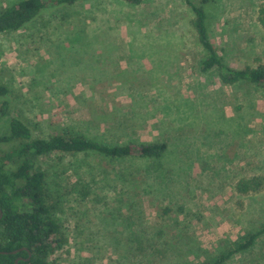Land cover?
I'll return each instance as SVG.
<instances>
[{
  "label": "rangeland",
  "instance_id": "rangeland-1",
  "mask_svg": "<svg viewBox=\"0 0 264 264\" xmlns=\"http://www.w3.org/2000/svg\"><path fill=\"white\" fill-rule=\"evenodd\" d=\"M263 6L206 7L209 39L229 66L264 64ZM193 16L184 0H87L0 33V107L9 104L0 135L20 114L34 138L168 144L162 160L39 158L66 237L49 264H206L260 231L264 191L234 186L264 175V87L202 72ZM221 264H264V232Z\"/></svg>",
  "mask_w": 264,
  "mask_h": 264
},
{
  "label": "trees",
  "instance_id": "trees-1",
  "mask_svg": "<svg viewBox=\"0 0 264 264\" xmlns=\"http://www.w3.org/2000/svg\"><path fill=\"white\" fill-rule=\"evenodd\" d=\"M87 0H18L0 9V33L25 27L50 7L71 5ZM133 5L145 0H122ZM193 11L192 27L206 53L200 61V70H215L225 84L241 81L264 87V64L233 68L223 61L208 35L206 7L211 0H184ZM197 1H199L197 3ZM258 20L264 28V6ZM0 85V97L7 93ZM8 101L0 107V116L8 110ZM27 120L20 114L11 115L8 132L0 135L2 143H14L12 147L0 146V264H49V256L66 242L65 232L57 217L59 201H52V193L46 172L39 165V158L55 151L65 153H97L112 160L129 157L162 160L168 149L163 141L109 143L79 134H54L48 138H34ZM239 195H254L264 191V175L239 179L234 186ZM260 231L250 233L236 248L222 253L211 263L221 264L232 253L244 250L254 243ZM25 248V249H24ZM13 250L18 252L12 254ZM30 254V256H29Z\"/></svg>",
  "mask_w": 264,
  "mask_h": 264
},
{
  "label": "water",
  "instance_id": "water-1",
  "mask_svg": "<svg viewBox=\"0 0 264 264\" xmlns=\"http://www.w3.org/2000/svg\"><path fill=\"white\" fill-rule=\"evenodd\" d=\"M1 217H2V211L0 210V218H1ZM24 249H25V248H24ZM16 252H18V250H13V251H11L10 253L14 254V253H16ZM0 253L5 254L6 252H4V251H0ZM29 256H30V254H29ZM20 259H21V258H16L15 261H14V263H15V264H19L18 262H19Z\"/></svg>",
  "mask_w": 264,
  "mask_h": 264
}]
</instances>
